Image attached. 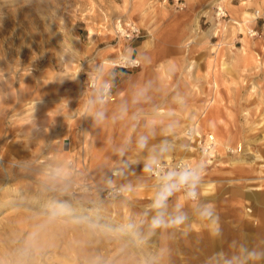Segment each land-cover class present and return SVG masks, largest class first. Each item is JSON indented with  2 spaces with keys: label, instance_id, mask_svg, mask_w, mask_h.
I'll list each match as a JSON object with an SVG mask.
<instances>
[{
  "label": "rangeland",
  "instance_id": "374dc122",
  "mask_svg": "<svg viewBox=\"0 0 264 264\" xmlns=\"http://www.w3.org/2000/svg\"><path fill=\"white\" fill-rule=\"evenodd\" d=\"M129 24L139 37L149 31L142 39L172 34L180 47L111 99L102 93L110 71L139 66L118 58ZM205 112L220 117L225 147L212 162L186 160L206 166L198 200L179 204L184 223L153 229L158 191L146 185L145 163L167 140L169 160L179 159L185 129ZM0 157V264H255L241 245L264 206L231 188L264 195V172L254 170L264 163V0H0ZM112 185L127 190L105 197ZM174 215L172 196L166 219ZM17 221L21 232L5 239ZM198 228L237 244L201 259ZM44 241L53 245L40 256L25 253Z\"/></svg>",
  "mask_w": 264,
  "mask_h": 264
},
{
  "label": "bare ground",
  "instance_id": "6f19581e",
  "mask_svg": "<svg viewBox=\"0 0 264 264\" xmlns=\"http://www.w3.org/2000/svg\"><path fill=\"white\" fill-rule=\"evenodd\" d=\"M118 58L121 59L120 61H128L129 60L130 62H133V60L131 61V59L129 57H127L126 55H124V54H121ZM113 63H116V62L113 60ZM88 86L91 87V84H89ZM95 86H96V81H95L94 86L92 87V90L95 88ZM220 123H222L220 117L219 116H215L212 112L201 113V115H199V117H197V121L193 125H189L186 128L188 130L191 129L192 130L191 131L192 134L190 136V139L188 137L186 138V144H185V146L183 145L182 149L180 150L181 154L179 156V159H182V160L186 161L187 159H194V158H197L196 156H199L201 158V160L203 158H206V160H208V162H212L209 157L214 154V150L217 149V148L223 149L225 147L224 146L225 145L224 144L225 133H224V130L221 127H219ZM186 129H185V134H187L186 133L187 132ZM202 130L206 131L205 135L202 134ZM201 139L204 140L203 146L204 147L208 146V149L205 150L204 155H200L197 152L198 141L201 140ZM209 139H211V141H212L211 143H210ZM183 141H185V138H183ZM167 142H168L167 143V148L171 149V147H172L171 140H167ZM155 149L159 151L160 145H157ZM231 149H233V148L231 147ZM159 157H162V158H164L166 160H169V154H166V153H158V158ZM230 162H231V164L242 163L243 159L241 157L239 159H233ZM262 166H264V163L259 164V167L255 168L254 170H256L258 173H262V172H264L261 169ZM2 167H3V165H2ZM6 171H7V169H6ZM146 177H147V180H148V184H146V185H148L150 187V191L153 193V191L155 189L154 182H153L152 178L149 176V174H147ZM231 179L238 181L239 179H242V177L240 178V177H235L234 176ZM202 184L204 185V183H202ZM203 185H201V186H203ZM199 186H198V188H199ZM259 188L260 187H258V189ZM180 192H182V194L184 196ZM180 192H177V193H175L173 195V200H174L176 205L180 204V203H182L183 201L186 200L185 199V193L183 191H180ZM231 192L237 193V194H243L247 198L255 200L257 202V204H260V205L264 206V195L260 194V192H252V191L245 192V191L237 189V188H231ZM152 201H150L151 204H152ZM83 209H85V208L83 207ZM247 210L248 209H246V212H244L243 216L248 215ZM15 224H16V225H14L15 229H12L11 225H5V228L3 227L4 231L2 232V235L5 237V239H9V240L15 241L16 235H18L19 232H21V227H22L21 225H19L20 224L19 222L15 223ZM198 229L199 230H197V231H193L192 234L196 238V243H194L195 252H197V256H199L201 259L205 258L206 256L208 257V252L209 253L211 252L210 254H213L214 252H217V251L224 252L225 250L227 251V249L232 248V246H236V245H234L235 242H236L234 239L232 240L233 243L230 242V243L224 244L225 243V241H223L224 240L223 239L224 238V234L222 232L220 234L215 233V232H212V233L209 232L208 233L206 231L204 232L203 229H200V228H198ZM249 231H251V233L249 235H245L243 237V242H242V245H241L242 249L244 250L245 255H247V256L251 257V259L257 261L256 262L257 264H264V241H261L260 243H258V240H261V238H262V240H264V218H262V221H261L260 225H257L254 228H251V230H249ZM241 234H242V232H241ZM45 238H46V236H45ZM202 240H205V241L203 242ZM4 242H6V241H4ZM48 243H50V241ZM48 243H46L45 241H44V243H42V242L41 243H37V244H35L33 246V250H32V248L30 250L27 249L25 251V253H27L29 251H32L34 253V255H36L38 257L44 252L45 249H47L48 247L53 245L52 242H51V245L48 244ZM236 244H237V242H236ZM18 249H20V247ZM82 250H83V246H81V248L78 249V251L83 252ZM6 251L8 252V250H6ZM78 251H77V253H78ZM253 252L256 253L255 256L251 255V253H253ZM4 253H5V249H3V248L0 249V255L2 254V256H3ZM18 253H20V252H18ZM13 254L15 255V252ZM74 255H77V254L74 253ZM18 256H20V255L18 254ZM15 257L16 256H14L13 258H15ZM74 257H76V256H74ZM207 260H206V263H208ZM38 261L29 260V264H39ZM215 261H219V260H215ZM235 262H236V260H235ZM9 263L11 264V262H9Z\"/></svg>",
  "mask_w": 264,
  "mask_h": 264
},
{
  "label": "clouds",
  "instance_id": "9594fccd",
  "mask_svg": "<svg viewBox=\"0 0 264 264\" xmlns=\"http://www.w3.org/2000/svg\"><path fill=\"white\" fill-rule=\"evenodd\" d=\"M103 115V113L95 114L97 118H102ZM146 143L147 138L142 137L140 146L145 147ZM167 143V141H164L165 146L159 149V153H165L168 151V148L166 147ZM144 167L145 171L155 172L160 180V189L150 205L152 209L156 210V215L153 216L151 220V227L155 229L167 224L180 225L184 223L188 217L181 211V205L179 204L176 205V215L166 219L169 198L175 193L185 190L186 200H198L199 193L197 189L201 184L204 175L205 164L202 162L194 166L181 164L178 165L176 169L161 172L162 164L158 159V154H153L145 163ZM109 183H111V181H109ZM57 209L59 212H63L66 210V205L62 203L58 204ZM54 214L57 213L54 212ZM199 214L201 217L215 223V213L211 205H201L199 208ZM135 227L134 224L130 223L120 229V231H132ZM251 255L255 256L256 253L253 252Z\"/></svg>",
  "mask_w": 264,
  "mask_h": 264
},
{
  "label": "crops",
  "instance_id": "0c3cea01",
  "mask_svg": "<svg viewBox=\"0 0 264 264\" xmlns=\"http://www.w3.org/2000/svg\"><path fill=\"white\" fill-rule=\"evenodd\" d=\"M146 33L149 34V31ZM146 33L142 32L141 37L124 40V43L128 44V47L125 50L126 56L137 58L140 67L135 66V68L131 67L130 69L115 68V70L110 71V74L106 79L109 83V87L114 90L113 92H109L110 98H114V93L118 90L122 81L127 80L130 77L136 78L138 72H144L146 70V66H150V64L152 65V63L156 64L159 59L164 57V55H171L172 53L177 52V49L180 47V44H178L179 39L172 34H168L165 37H158L157 34H155L156 36L152 35V37L142 39ZM112 61L113 60L110 62L112 63ZM100 94L101 92H98L99 96H101ZM195 122L196 121H193L191 124H194ZM169 159L171 158L169 157Z\"/></svg>",
  "mask_w": 264,
  "mask_h": 264
},
{
  "label": "built area",
  "instance_id": "2783aa9c",
  "mask_svg": "<svg viewBox=\"0 0 264 264\" xmlns=\"http://www.w3.org/2000/svg\"><path fill=\"white\" fill-rule=\"evenodd\" d=\"M119 30H120L121 35H123L124 37H127L128 39L137 38V37L140 36V29L137 26H135L134 24H129L127 29L121 28ZM122 62L127 63V64H132L133 63V62H130L129 60L128 61H122ZM95 81H97V76L96 75H92L90 80H89L88 85L91 84V87H93L94 84H95ZM108 90H109L108 86L104 87V89L102 90V93H103V95L105 97L109 96ZM186 130H187L186 136L190 139V136L192 134L191 133L192 130L191 129H189V130L186 129ZM209 140H210V143H211L212 142L211 139H209ZM203 142H204L203 139L198 141V149L200 150L202 155H204L205 150L208 149V146H206V147L203 146ZM159 161L162 164L161 172H165V171H168V170L176 169L177 166L181 165V164L190 165L187 161H184L182 159H176L174 161H172V160H159ZM148 174L153 179V182H154V185L156 187V190L159 191V189H160V180H159L158 175L155 172H148ZM126 190H127V187H122V186H118V185H112V186L103 187L102 188V193H103V195L105 197H112L114 195L123 194ZM182 191L185 193V190H182Z\"/></svg>",
  "mask_w": 264,
  "mask_h": 264
}]
</instances>
